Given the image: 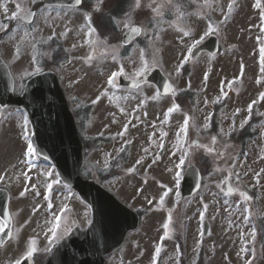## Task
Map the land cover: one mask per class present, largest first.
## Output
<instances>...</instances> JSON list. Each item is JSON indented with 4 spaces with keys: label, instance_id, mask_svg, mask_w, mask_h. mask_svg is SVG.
<instances>
[{
    "label": "rangeland",
    "instance_id": "rangeland-1",
    "mask_svg": "<svg viewBox=\"0 0 264 264\" xmlns=\"http://www.w3.org/2000/svg\"><path fill=\"white\" fill-rule=\"evenodd\" d=\"M16 2L18 0H7L8 15L16 10ZM197 2L199 3L200 0H197ZM3 3H5V0H0V4ZM254 3L255 0H237V7L230 20L221 26L218 35L224 50L222 56L215 58L211 55V57L206 54L201 55L190 63L191 73L187 77L182 73L181 77L176 79L174 75V67L182 50L178 40L179 33L173 29H168L161 34L162 44L159 45L161 48L159 54L161 58L160 68L167 76L168 73L173 74L171 81H177L178 89L187 88V83L191 81V89L197 92L196 111L194 118L190 120L192 132L188 130L190 141L198 139L203 144L210 143L211 136H207L205 131V133L200 131L199 137H197L196 129L203 125L206 117L205 113L209 112L205 107V100L212 101L221 95L219 85L226 84L224 80L240 77V83L245 86L240 95L245 100L254 99L264 89V82L257 83L261 73L259 72L260 44L256 37L261 35L259 27L261 20L259 17L260 10L254 7ZM192 4L193 9L187 7V11L190 13L197 11V4ZM220 4L226 6L227 0H220ZM5 15L3 8L0 7V21L6 19ZM52 15L55 16L56 13L53 12ZM149 15L150 13L147 10L140 11L136 15V20L146 21ZM212 15L217 21L222 19L218 11L213 12ZM70 16L72 23L69 26L73 28V32L69 33L67 39L59 41L61 49H71V45L77 42L75 29L83 22L79 14H70ZM167 17L166 15V20L171 19V17ZM67 19L69 17H65V20ZM38 23L43 28L45 37L51 34V29L44 25L42 19ZM56 23L61 24V27L56 29L59 33L63 30V21L58 20ZM187 23L195 29L197 34H201L206 21L193 15ZM10 31L16 32V26L11 27ZM113 41L116 42L117 40ZM185 42L187 43V39ZM13 43L8 35L1 38L0 54L7 60L6 62L19 85L31 76L24 75V73L31 71L30 49L25 47L20 58L16 59L12 56ZM143 46V43H141V47ZM50 47H56L55 42L42 48V51H48ZM59 52L61 55L56 58L55 55ZM59 52L53 53L51 60L46 57L43 58L40 66L41 69L53 68L54 70L58 67L56 70L65 88L71 109L73 112L79 113L78 122L80 121L81 137L85 141H90L89 149L84 157V176L93 177V179L103 182L105 187L118 195L123 202L132 206V208H143L147 211V214L144 213L141 228L139 227L136 232L129 233L121 249L109 258L110 264H152L154 249L163 238L165 231L162 225L167 221V214L164 211L166 208H170L177 213L182 209L183 219H193V217L194 219L188 229L189 237L186 250L188 253L186 255L180 254L179 242L176 239L178 238L177 234L171 231L169 237L163 239V250L157 264H180L179 255H183L185 259L189 260L190 263L188 262V264H193L197 251L201 247L205 249L204 260L206 264H244L246 259L251 258V254L240 253L243 240L239 233L241 230L247 233L252 227V223L246 226L241 225L242 217L237 212V207L243 209L247 205L240 195L232 197L223 195L217 185L228 173L226 171H214L217 167L227 168L232 163L237 165V172L242 174L248 172L247 176L242 175L240 181V185L243 186L242 189L249 193L253 190L256 191L250 205L253 214L251 220L257 226L255 247L258 250L264 247V174H262V179L259 181V186H254L256 185L254 173L264 168V159L260 158L264 141H261L260 135L236 153L229 146L227 149L229 158L226 162L217 159L215 153L208 154L203 149L193 148V155L190 157L191 164L197 163L198 159L195 155L200 153L205 155L210 170L206 171L204 175L202 191L195 197L182 199L179 194V186L184 169L189 164L186 162L182 169H176L174 165L178 163L179 153H177V156H173L171 153L174 150L173 144L176 142V132L182 126L185 114L190 116L189 113L183 110L172 113L167 122L162 124L161 121L165 120L167 108L173 103L172 97H160L157 100L148 99L143 107L137 108L144 97L150 98L156 93L155 87L144 85L142 93L122 89L119 86L112 89L111 86L105 84L107 69L103 65H88L79 59H74L75 57L87 55V48H77L67 53L63 50ZM125 54L126 52L121 50V55ZM49 61L52 63L50 66ZM109 63L111 62L109 61ZM133 67V65L125 62V68L129 73H131ZM207 72L210 73L211 78L210 75L207 76L205 83L204 77ZM257 84H259V87H257ZM248 85L250 88H248ZM103 88H109V97H112V93H115V96L127 97L128 99L116 100L114 97L112 99L104 97L98 103L93 104L92 101L96 99L99 91ZM18 89L19 86L16 91ZM248 105L246 104L245 111ZM263 105L264 101L262 107ZM90 107L91 109L87 111ZM120 108H124L125 111L122 113ZM145 112L147 115H144ZM21 113V111L14 108L3 110L4 118L0 127V173L7 170L9 176L19 174L22 169H25L23 164L18 163L25 158L23 153L27 144L26 141L22 142L24 126ZM244 118L245 116L238 118L235 125L238 126ZM230 119V117H226V121ZM125 124L128 126V131L124 137H120L117 133L123 129ZM27 125L29 126V123ZM223 128L226 131L229 127ZM254 129L259 133L264 130V118L254 125ZM162 133H167V135L161 140ZM124 140H129L131 143L126 156H120L124 152L118 153V149ZM160 142L164 144L162 149L158 147ZM224 144H228V137L219 136L218 146ZM125 148H127V145H125ZM146 148L149 149L148 153L144 151ZM157 153L161 156L160 160H156V163L153 164V158ZM109 154L111 155L109 156ZM221 155H224L223 149H221ZM141 156L145 157L144 162L136 165L135 172L128 173L126 169L135 165L136 160ZM192 157L194 158L192 159ZM106 162L107 167H105ZM169 169H172V171H169ZM45 170L56 172L48 162L38 159V161H34L32 170L29 173L33 177L29 183L37 185L41 193L40 196H35L31 190L24 197L19 196V192L23 190L26 183L23 176L20 177L19 182L6 178L3 183H0L8 184L13 188L14 193L11 196L10 209L12 210L15 229H19L20 225H25L20 231L19 242L9 240L4 247L0 248V264H10L11 260L18 257L24 250L26 238L30 236H38L39 251H45L46 248L52 246L49 244V238L44 235L46 231L45 220L51 218V213L46 210L47 204L44 199L45 177L40 175ZM111 170H113L112 174L103 175ZM177 172H179V177H177ZM100 175H103L102 178L99 177ZM233 182L236 184L234 178ZM165 185L167 188H171L172 191L169 193V197L166 198L164 207L160 208L158 200L165 190L163 187ZM203 198L205 199L203 200ZM149 199L153 200L151 205L148 204ZM225 201H229V203H225ZM204 202H207L209 206L205 216L212 219V228L214 227V229L211 236L197 247V241L200 240L197 223L200 220L199 217ZM62 203L68 204L72 210V218L74 215L78 217L79 214L76 213V210L82 211L84 209L87 216H89L86 205L70 189L62 185H53L52 204L54 210ZM36 205L42 207L34 212L33 209ZM229 213H233V215L230 216ZM158 219L162 222H158ZM78 220L81 223H86L88 218L82 220L79 217ZM230 220L233 223L230 224ZM25 221H28V223L25 224ZM159 226H161L162 235L157 230ZM248 247L251 248L252 245H248ZM237 253H240V255H237ZM253 264H264V251H259V255L255 258Z\"/></svg>",
    "mask_w": 264,
    "mask_h": 264
},
{
    "label": "snow or ice",
    "instance_id": "snow-or-ice-1",
    "mask_svg": "<svg viewBox=\"0 0 264 264\" xmlns=\"http://www.w3.org/2000/svg\"><path fill=\"white\" fill-rule=\"evenodd\" d=\"M42 0H18L15 3V11L8 15L7 0L5 3L0 4L3 8L5 18L10 21L16 22V32H11L9 25L0 21V32L9 36V39L13 41L12 56L19 59L22 50L27 47L30 49V67L31 71L24 73V75H37L41 69V61L43 58L51 60L53 58V53L63 50L64 52H70L71 50L77 48H87L88 52L85 56L75 57L74 59H79L88 65H103L107 69V75L105 79V84L111 86L112 89L117 88L119 80L121 77L127 78L131 85V90H135L137 93H142V85L148 84V77L154 69L161 67L160 51L159 45L162 44L161 34L166 32L168 29H173L179 33L178 40L179 44L182 46L180 51V56L177 64L174 67V75L176 79H179L182 75V71L185 66L189 63L194 62L197 59L196 53L200 49V46L204 41L212 35H219L220 28L222 25L226 24L231 18L232 13L237 7V0H227L226 6L220 4V0H127L126 10L118 13L117 15H112L111 12L105 13L104 7L106 0H60L58 4H44L43 7H36V5L41 4ZM196 3L197 11L188 12L187 7L189 4ZM254 7L259 9V17L261 20L260 32L261 35L257 36L256 39L259 41V72L261 73L257 83L264 82V0H255ZM147 10L150 15L146 21H137L136 15L138 12ZM219 12L222 19L217 21L212 13ZM55 12L56 15L53 16L52 13ZM79 14L82 19L75 29V37L77 42L71 45V49L63 48L59 41L68 38L69 33L73 32V28L69 25L72 23L71 16ZM100 14L107 15L109 19V25L107 27H98L95 23V16ZM171 17V19L166 20L165 16ZM195 15L198 19L206 21L204 28L201 30V34H197L195 29L191 28L187 21L188 19ZM65 17L69 19L65 20ZM43 20L44 25L51 29V34L46 37L43 35V28L38 23L39 20ZM63 21V30L57 33L56 29L61 27V24L56 23V21ZM138 38H142L139 39ZM187 39V43L185 42ZM110 40H117V43H110ZM56 42V47H50L48 51H42L45 46L51 45ZM143 43V47H141ZM235 47V46H233ZM121 50L126 52L125 55H121ZM214 56V54H212ZM109 61L111 63H109ZM69 63L71 61H68ZM125 62L133 65L131 73H129L125 68ZM243 70V68H242ZM169 79H172L173 74L168 73ZM207 74H205L204 81H207ZM239 78H234L233 81L228 82L227 87L231 88L234 83L237 82ZM151 86V85H149ZM187 88L191 89V81L187 83ZM164 93H171L173 96V103L167 108L165 113V120L161 123L167 122L172 113L180 112L181 105L175 102V97L185 91L184 88L177 89L174 87L173 83L169 82L163 85ZM221 95L216 97L211 103H220L221 97H227L228 91L225 88H221ZM109 97V88H103L99 91L96 99L92 101L93 104L98 103L101 98ZM116 100H127V97L115 96L112 93V97ZM161 97V92L159 89L156 93L148 98L144 97L137 108L143 107L144 103L148 99L157 100ZM259 101H264V91H261L258 95ZM257 100H252L247 106V112L249 115L241 123L240 127L243 128L245 124L248 123L252 118L253 107L257 104ZM205 103H208L207 99ZM119 107V105H117ZM0 111H3V107L0 106ZM123 113L124 108H120ZM241 109H235L233 115L238 114ZM144 115H147L145 112ZM22 122L24 126V138L28 140L29 132L27 130V124L29 123L27 117L23 116L21 113ZM192 117L185 114V119L179 131L176 132V142L173 144L172 155L177 157L178 163L174 165L176 169H182L186 162L189 166H192L190 157L193 155V148L203 149L208 154H216V158L227 161L228 154L227 149L228 144L218 145V136H230L232 132L236 130L235 120L233 119L232 124L229 129L225 131L223 127L220 128L217 135L210 137L209 144L200 143L199 140H189L188 130L190 126V120ZM130 123V122H129ZM212 126V117L208 115L205 117L203 125L196 129L197 137H199L200 131H207ZM128 131L127 124L124 125L123 129L117 133L118 136L124 137ZM155 135V133H153ZM167 133H162L161 140ZM131 141L124 140L121 147L118 149L119 152H124L126 150L125 145L130 144ZM159 148H163L164 144L160 142L158 144ZM221 149L224 151V155H221ZM145 153L149 152V149H144ZM24 159L20 160L18 163L23 164L25 169H22L19 174H14V176H9L8 171L5 170L0 173V183H3L5 179L14 180V182H19L20 177L23 176L25 180V185L23 190L19 192L20 197H24L30 190L35 196H40L41 193L37 188L36 184H30L29 182L33 179L29 173L32 170L34 160L36 157V149L33 147L31 141L29 140L26 144L25 151L23 153ZM111 154H109L110 156ZM159 158V153L155 154L152 163H156ZM264 159V155L260 157ZM145 157L141 156L136 160L135 165L126 169L128 173H133L136 171V165H140L144 162ZM107 162L105 167H107ZM237 165L232 163L227 166V168H215V172H224L228 174L221 181L222 184H227V195H231L233 192H239L240 196L243 198L244 203L247 207L241 209L237 207V212L242 217L241 225L246 226L252 223L250 230L245 233L243 230L239 233L243 244L240 249V253H250L251 258L246 259L244 264H253L255 258L259 255V251H264V247L258 250L255 247L257 238V226L252 222V211H251V201L253 200L252 195H248L247 191L242 190V185L240 181L243 176H247L248 172L243 174L236 171ZM172 171V169H169ZM262 174H264V168L254 173V180L256 185L259 186V181L262 179ZM40 175L45 177L46 186L44 199L47 204V211L51 213V218L45 220L46 231L44 235L49 238V244L59 242L64 236H66L71 231V225L75 224V219L72 218V210L69 208L67 203H62L58 208L54 210V205L52 204V190L53 185H60L61 179L59 173L54 170H45ZM211 175V173H210ZM177 177H179V172H177ZM233 178L236 181L237 187H231V182ZM65 187H69L65 184ZM165 190L159 196L158 205L163 208L165 205V200L172 191L171 188L163 186ZM217 187H220L218 184ZM223 191V189H221ZM153 203L152 199L148 200V204ZM229 203V201H225ZM42 206L36 205L33 211H38ZM208 204H203L202 212L199 219L203 221L205 219V213L208 209ZM233 215V213H229ZM28 221H25L27 224ZM91 223V220L88 221ZM229 223H233L231 220ZM173 224V210H169L167 214V221L162 225L165 229L163 233V238L156 245L154 249V258L152 264H157L158 258L161 256L163 250V239L168 238ZM25 225H20L19 229H15L13 223V216L11 214L0 217V234L7 236L8 240H15L19 242L20 231H22ZM15 229V231H14ZM203 236V232L199 233ZM38 236H30L26 238L24 250L20 255L10 261V264H26V261L32 259L35 254L39 251L38 248ZM202 240L197 241V247L202 244ZM5 241L0 240V245H3ZM248 245H252L251 248ZM45 251H51V247L46 248ZM237 253V255H240Z\"/></svg>",
    "mask_w": 264,
    "mask_h": 264
},
{
    "label": "water",
    "instance_id": "water-1",
    "mask_svg": "<svg viewBox=\"0 0 264 264\" xmlns=\"http://www.w3.org/2000/svg\"><path fill=\"white\" fill-rule=\"evenodd\" d=\"M52 1L60 2L47 0ZM147 79L155 83L163 94H168L164 93L163 85L169 83V80L161 70L154 69ZM11 80L7 68L0 60V103H15L27 110L34 127L38 153L56 166L62 180L78 190L95 214L93 229L97 233L96 241L88 240L90 237L87 233L83 239H75L78 233L75 232L69 240L53 251L47 263L104 264V256L121 246L127 232L136 228V216L106 189L94 181L81 178L82 145L56 76L45 73L34 77L29 82L28 93L16 100L12 99ZM119 83L121 86L131 87L127 78L121 77ZM7 214V206L4 205L0 215L4 217Z\"/></svg>",
    "mask_w": 264,
    "mask_h": 264
},
{
    "label": "flooded vegetation",
    "instance_id": "flooded-vegetation-1",
    "mask_svg": "<svg viewBox=\"0 0 264 264\" xmlns=\"http://www.w3.org/2000/svg\"><path fill=\"white\" fill-rule=\"evenodd\" d=\"M43 5L44 4L41 3V4L36 5V7H38V8L43 7ZM214 56H216V55H214ZM206 74L209 76L208 72ZM224 81L226 82V84L225 83L223 85L220 84L219 85V91L221 90V88H225V90L228 91V96L226 98L221 97L220 103H215V104L210 103V102L205 103L206 109L208 108L210 110V112L205 113L206 116L211 115L212 120L216 119L217 133L219 132L221 127H229L232 124L233 119L236 121L240 117L245 116V118H246L249 115L247 110L245 111L246 104L251 103L252 100L258 101L257 105L253 107V113H252L251 120H249L248 124H245V126L243 127V130L241 132L238 131V130H241L240 125L245 120V118L243 121H241L238 124V126L235 125L236 130L234 132H232L230 136H227L228 137V145L231 147V150L233 149L236 153L239 151L240 148H245L247 143L251 142L255 138L254 137V133H255L254 125L256 123V120L261 121V119L264 118V105L262 107L263 101L258 100V95L252 100H245L240 95L241 90L245 89V86H243L238 80L236 83H234L232 85L231 88H228L227 85H228V82L233 81V79L224 80ZM262 91H264V89H262ZM189 97L190 96H186L185 99H181V100H177V98L175 97V99H176V101H182V102L184 100L186 101V104H185V102H183L185 104V109H186V111L191 113L190 117H192V119H193V115L195 114V110H196L197 101L194 99L191 100V99H189ZM188 100H190L191 103ZM237 108L241 109V111L238 114L233 115V113L235 112V109H237ZM191 111H193V112H191ZM226 117H230L231 119L226 121ZM222 120H223V123H222ZM218 138H219V136L217 137V139ZM260 138H261V141H263V133L260 135ZM200 143H203V142H200ZM217 147H219V146L217 145ZM198 156H200V154L195 155V157H197V158H198ZM251 193L253 194L252 196L255 197L256 191H252ZM169 210H171V209L170 208L164 209V211H166V214H168ZM78 211H80V210H76V213L79 214L78 217H75V215L73 214L74 215L73 219H75V218L78 219L80 217L82 220H86L88 218V220L86 222V223H88V221L90 219V215L87 216L85 209L80 211V212H78ZM10 214L13 216L11 209H10ZM183 214L184 213L182 212V209H180L178 211V213L173 211V224L170 227L172 228L173 233L177 234L178 238H176V239L179 242V247H180V252H181L180 254L183 253V255H184L185 251L187 250V240L189 237L188 229L190 228L194 217H193V219H190V218H184L183 219L182 218ZM205 220H206V218L203 221L199 220L197 223L198 229L201 231H203V228L205 226ZM157 221L162 222L159 219ZM13 223H14V218H13ZM210 224L212 225V219H211ZM154 226H155V224H154ZM73 227H74V225L71 227V231L69 233H71L73 231ZM157 230H159L161 232V235H162L161 226H159L157 228ZM158 242H159V238H158ZM4 246H2V247H4ZM44 255H45V253H43V251H38L35 254V256L32 259H30L32 264H39L41 257H43ZM183 255H179V256L182 257Z\"/></svg>",
    "mask_w": 264,
    "mask_h": 264
},
{
    "label": "trees",
    "instance_id": "trees-1",
    "mask_svg": "<svg viewBox=\"0 0 264 264\" xmlns=\"http://www.w3.org/2000/svg\"><path fill=\"white\" fill-rule=\"evenodd\" d=\"M114 6L117 7L118 11H122V9L124 7V4L123 3H120V4H116ZM98 25H99V27H107L109 24L108 23H105L103 20H101V22L98 23Z\"/></svg>",
    "mask_w": 264,
    "mask_h": 264
}]
</instances>
